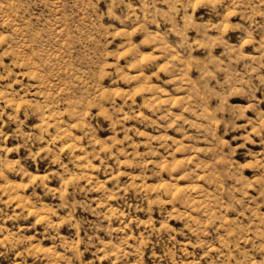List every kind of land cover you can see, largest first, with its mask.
I'll return each instance as SVG.
<instances>
[{
	"label": "rangeland",
	"instance_id": "374dc122",
	"mask_svg": "<svg viewBox=\"0 0 264 264\" xmlns=\"http://www.w3.org/2000/svg\"><path fill=\"white\" fill-rule=\"evenodd\" d=\"M0 264H264V0H0Z\"/></svg>",
	"mask_w": 264,
	"mask_h": 264
}]
</instances>
